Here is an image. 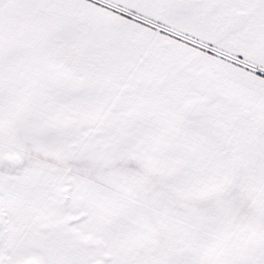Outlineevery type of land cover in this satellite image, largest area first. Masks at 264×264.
Returning <instances> with one entry per match:
<instances>
[{"label": "snow or ice", "instance_id": "snow-or-ice-1", "mask_svg": "<svg viewBox=\"0 0 264 264\" xmlns=\"http://www.w3.org/2000/svg\"><path fill=\"white\" fill-rule=\"evenodd\" d=\"M0 264H264V0H0Z\"/></svg>", "mask_w": 264, "mask_h": 264}]
</instances>
